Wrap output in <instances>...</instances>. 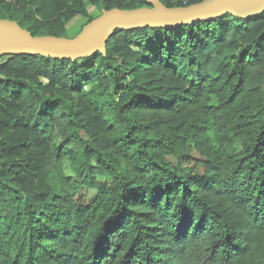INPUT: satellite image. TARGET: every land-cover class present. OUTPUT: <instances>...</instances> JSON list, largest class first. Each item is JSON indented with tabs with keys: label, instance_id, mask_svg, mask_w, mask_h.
Returning a JSON list of instances; mask_svg holds the SVG:
<instances>
[{
	"label": "trees",
	"instance_id": "16d2710c",
	"mask_svg": "<svg viewBox=\"0 0 264 264\" xmlns=\"http://www.w3.org/2000/svg\"><path fill=\"white\" fill-rule=\"evenodd\" d=\"M77 15L95 18L87 0H0L34 36L67 37ZM9 56L0 264H264V12L116 29L76 60Z\"/></svg>",
	"mask_w": 264,
	"mask_h": 264
},
{
	"label": "water",
	"instance_id": "95a60500",
	"mask_svg": "<svg viewBox=\"0 0 264 264\" xmlns=\"http://www.w3.org/2000/svg\"><path fill=\"white\" fill-rule=\"evenodd\" d=\"M148 1L150 7L102 9L101 14L87 23L74 38L34 36L17 21L0 19V57L40 54L76 60L97 51L105 53L107 41L116 29L129 30L149 25L173 27L217 18L225 13L246 18L264 12V0H202L184 7H168L161 0Z\"/></svg>",
	"mask_w": 264,
	"mask_h": 264
},
{
	"label": "rangeland",
	"instance_id": "374dc122",
	"mask_svg": "<svg viewBox=\"0 0 264 264\" xmlns=\"http://www.w3.org/2000/svg\"><path fill=\"white\" fill-rule=\"evenodd\" d=\"M87 8L89 11V14L92 17H97L101 14L102 9L98 8L96 5L91 4L90 2H88L87 0ZM89 18L85 17V16H81V15H77L74 18H72L67 24H66V32H65V36H67L68 38H74L76 37L83 29V27L87 24ZM10 56H4V57H0V64L6 62L7 59H9ZM46 81V80H45ZM189 145H194V142L190 141ZM171 159L174 160L173 157H170ZM66 172L69 175H73V172L70 168V163H67L66 166ZM99 181H102L101 178H98ZM85 203H90L93 200V192L89 191L86 192V194L83 197Z\"/></svg>",
	"mask_w": 264,
	"mask_h": 264
}]
</instances>
